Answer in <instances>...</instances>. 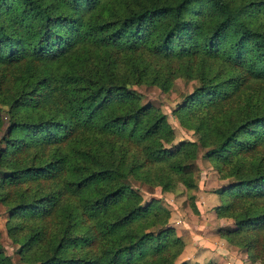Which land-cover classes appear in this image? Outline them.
Segmentation results:
<instances>
[{"label": "trees", "instance_id": "obj_1", "mask_svg": "<svg viewBox=\"0 0 264 264\" xmlns=\"http://www.w3.org/2000/svg\"><path fill=\"white\" fill-rule=\"evenodd\" d=\"M177 79L199 85L172 111L196 139L171 150L167 115L133 87ZM0 134L22 264H178L169 212L127 180L192 189L189 162L212 146L232 180L221 235L263 259L264 0H0Z\"/></svg>", "mask_w": 264, "mask_h": 264}, {"label": "rangeland", "instance_id": "obj_2", "mask_svg": "<svg viewBox=\"0 0 264 264\" xmlns=\"http://www.w3.org/2000/svg\"><path fill=\"white\" fill-rule=\"evenodd\" d=\"M197 86H199L197 81L185 82L177 79L169 92H163L155 86L139 85L133 87L142 96L143 103L151 102L159 106L167 115V121L172 126L173 133L165 137L162 142L168 149H184L196 139L192 131L180 126L176 118L172 116V111ZM2 112L6 121L4 109ZM215 147L200 149L197 159L189 162L190 171L195 178V187L192 189H187L177 182L150 186L129 178L127 183L139 192L143 203L157 199L169 212L170 217L167 226L173 228L184 243L178 264H264V258L251 261L244 249L229 244L221 235L223 229L232 228V220L226 217H217L215 207L223 203V198L219 194L220 189L228 186L232 180L222 179L212 163L207 160V153ZM6 220L7 211L0 204V230L2 232L3 250L15 264H22L17 254V246L7 237L4 228ZM221 241L225 243L224 248L218 249L217 245L214 246Z\"/></svg>", "mask_w": 264, "mask_h": 264}, {"label": "crops", "instance_id": "obj_3", "mask_svg": "<svg viewBox=\"0 0 264 264\" xmlns=\"http://www.w3.org/2000/svg\"><path fill=\"white\" fill-rule=\"evenodd\" d=\"M213 244V243H212ZM225 243L223 242V241H221V242H218L217 244H215L214 246L216 247V245H217V248L218 249H222V248H224V245Z\"/></svg>", "mask_w": 264, "mask_h": 264}]
</instances>
